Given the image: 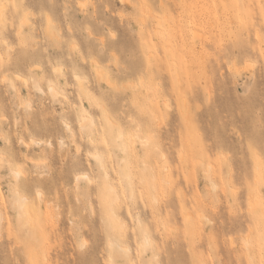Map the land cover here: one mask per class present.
<instances>
[{
    "label": "rangeland",
    "instance_id": "obj_1",
    "mask_svg": "<svg viewBox=\"0 0 264 264\" xmlns=\"http://www.w3.org/2000/svg\"><path fill=\"white\" fill-rule=\"evenodd\" d=\"M121 1L0 0V264H264V0Z\"/></svg>",
    "mask_w": 264,
    "mask_h": 264
},
{
    "label": "bare ground",
    "instance_id": "obj_2",
    "mask_svg": "<svg viewBox=\"0 0 264 264\" xmlns=\"http://www.w3.org/2000/svg\"><path fill=\"white\" fill-rule=\"evenodd\" d=\"M124 1V0H123ZM123 1H121V2H123ZM34 69H36V68H34ZM57 72V71H56ZM59 72V71H58ZM18 78V77H17ZM80 83V82H79ZM34 88L35 89H39L38 88V86L37 85H34ZM49 91L51 92V94H53V95H55L56 94V90H55V88L53 87V85L51 86H49ZM86 118V116L84 117V119ZM81 119H83V118H81ZM88 119V118H87ZM87 119H85V121H87ZM89 120V119H88ZM81 122H83L82 120H81ZM80 122V123H81ZM89 122H91L90 120H89ZM88 122V123H89ZM82 124V123H81ZM86 123H83L82 124V127H83V125H85ZM91 124V123H90ZM86 126V125H85ZM36 146V145H35ZM14 174L15 175H17L18 176V174H19V172L17 171V172H14ZM14 176V175H13ZM17 176H15V177H17ZM14 177V178H15ZM82 178H87L86 176H84V175H79V176H77L76 178H75V180L77 181V180H80V179H82ZM213 187V186H212Z\"/></svg>",
    "mask_w": 264,
    "mask_h": 264
}]
</instances>
